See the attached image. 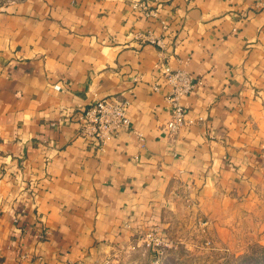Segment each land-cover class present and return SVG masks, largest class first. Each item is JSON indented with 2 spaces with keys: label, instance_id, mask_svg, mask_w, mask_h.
Wrapping results in <instances>:
<instances>
[{
  "label": "crops",
  "instance_id": "crops-1",
  "mask_svg": "<svg viewBox=\"0 0 264 264\" xmlns=\"http://www.w3.org/2000/svg\"><path fill=\"white\" fill-rule=\"evenodd\" d=\"M163 65L200 81L173 136ZM100 99L131 127L97 149ZM179 207L264 241V0L0 1V264H100Z\"/></svg>",
  "mask_w": 264,
  "mask_h": 264
},
{
  "label": "rangeland",
  "instance_id": "rangeland-1",
  "mask_svg": "<svg viewBox=\"0 0 264 264\" xmlns=\"http://www.w3.org/2000/svg\"><path fill=\"white\" fill-rule=\"evenodd\" d=\"M227 219H209L179 207L161 229L109 254L100 264H264V241L256 223ZM247 256L252 259L244 260Z\"/></svg>",
  "mask_w": 264,
  "mask_h": 264
},
{
  "label": "built area",
  "instance_id": "built-area-1",
  "mask_svg": "<svg viewBox=\"0 0 264 264\" xmlns=\"http://www.w3.org/2000/svg\"><path fill=\"white\" fill-rule=\"evenodd\" d=\"M17 1L9 0L5 5H10ZM134 8L148 12L151 17H158V13L149 11L146 4H135ZM162 25L164 28L167 27L166 22H162ZM138 38L143 42L153 44L161 50L165 49L163 38L154 36L152 33L140 35ZM161 70L163 83L169 87V92L166 95V102L170 111L167 129L170 135L173 136L186 122L188 108L184 105L183 100L194 91L200 81L186 71L174 70L169 65H163ZM154 89L158 90L159 86H155ZM129 107V102L112 103L105 99L95 101L81 111L78 116L80 135L91 140L95 148H102L121 131L130 129Z\"/></svg>",
  "mask_w": 264,
  "mask_h": 264
},
{
  "label": "trees",
  "instance_id": "trees-1",
  "mask_svg": "<svg viewBox=\"0 0 264 264\" xmlns=\"http://www.w3.org/2000/svg\"><path fill=\"white\" fill-rule=\"evenodd\" d=\"M263 251H264V249H263ZM250 259H252V257L247 256L246 259H244V260H250Z\"/></svg>",
  "mask_w": 264,
  "mask_h": 264
}]
</instances>
